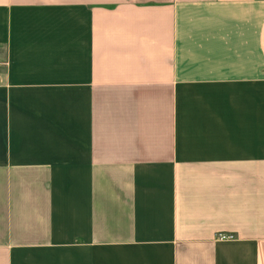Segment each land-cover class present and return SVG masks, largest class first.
Segmentation results:
<instances>
[{
    "label": "crops",
    "instance_id": "0c3cea01",
    "mask_svg": "<svg viewBox=\"0 0 264 264\" xmlns=\"http://www.w3.org/2000/svg\"><path fill=\"white\" fill-rule=\"evenodd\" d=\"M0 264H264V0H0Z\"/></svg>",
    "mask_w": 264,
    "mask_h": 264
},
{
    "label": "built area",
    "instance_id": "2783aa9c",
    "mask_svg": "<svg viewBox=\"0 0 264 264\" xmlns=\"http://www.w3.org/2000/svg\"><path fill=\"white\" fill-rule=\"evenodd\" d=\"M218 238H219L220 240H233V239H234V237L231 236V235H223V234H219V235H218Z\"/></svg>",
    "mask_w": 264,
    "mask_h": 264
}]
</instances>
